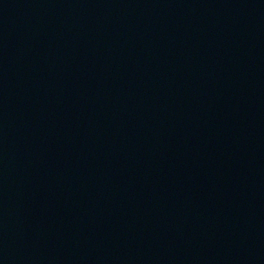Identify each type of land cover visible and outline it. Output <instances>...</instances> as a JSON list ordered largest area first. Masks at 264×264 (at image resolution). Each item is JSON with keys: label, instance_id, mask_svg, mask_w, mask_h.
Returning <instances> with one entry per match:
<instances>
[{"label": "water", "instance_id": "water-1", "mask_svg": "<svg viewBox=\"0 0 264 264\" xmlns=\"http://www.w3.org/2000/svg\"><path fill=\"white\" fill-rule=\"evenodd\" d=\"M0 264H264V0H0Z\"/></svg>", "mask_w": 264, "mask_h": 264}]
</instances>
